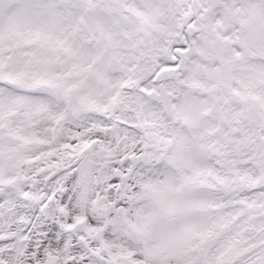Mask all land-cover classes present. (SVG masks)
Listing matches in <instances>:
<instances>
[{
  "label": "snow or ice",
  "instance_id": "obj_1",
  "mask_svg": "<svg viewBox=\"0 0 264 264\" xmlns=\"http://www.w3.org/2000/svg\"><path fill=\"white\" fill-rule=\"evenodd\" d=\"M0 264H264V0H0Z\"/></svg>",
  "mask_w": 264,
  "mask_h": 264
}]
</instances>
